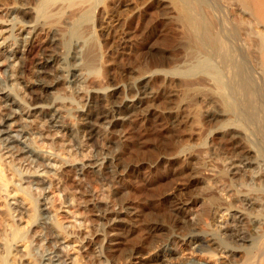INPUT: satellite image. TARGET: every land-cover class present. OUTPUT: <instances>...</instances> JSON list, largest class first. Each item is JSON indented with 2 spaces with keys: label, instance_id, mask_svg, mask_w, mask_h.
Returning <instances> with one entry per match:
<instances>
[{
  "label": "rangeland",
  "instance_id": "rangeland-1",
  "mask_svg": "<svg viewBox=\"0 0 264 264\" xmlns=\"http://www.w3.org/2000/svg\"><path fill=\"white\" fill-rule=\"evenodd\" d=\"M38 1L28 0L35 17L36 8L42 4ZM65 1L52 0L50 4L53 2L55 5L48 15L37 19V23L45 26L39 36L45 44L50 42L53 29H58L63 43L66 37H70L62 23L68 15L73 18L76 14L78 16L79 9L87 0H70L69 5L72 6L68 11L66 6L69 2L65 5ZM118 1L105 0V7L116 8L112 13L114 21L109 26L111 35L101 39L97 33L96 38L87 33L85 37L88 43L96 45V68L82 70L83 77H79L74 84L58 85L47 94H40L43 100L53 103L55 110L62 108L60 113L68 127L67 131H61L43 126L46 125L45 120L37 110L34 111L35 106L26 108L28 103L36 106L44 104L33 102L30 98L32 94L27 93L28 88L24 93L25 86L32 87L34 84L36 68L30 66L20 78L17 76L19 63L14 59L8 76L4 74L9 65L4 57L20 47L13 38L22 40L32 25L23 26L21 23V0H0V85L10 87L9 93L19 103L12 109L20 113L10 130L24 127L26 138L41 156L39 162L43 163L42 169L28 166L19 159L9 158L0 145V156L3 157L0 159V172L5 179V182L0 179V190H5L2 186L8 184V192L0 191V239L5 236L8 239L11 228L27 233V239L16 245L12 243L13 247L8 252L5 250L6 241L0 240L1 255L6 256L10 252V264H38L39 260L30 255L33 250L43 254L50 246L43 239L47 232L59 236L63 243L61 248L65 247L61 254L66 264H228L231 260L239 261V255L233 259L222 256L212 242L208 245L215 252L210 250L209 255L206 251H198L191 246L189 239L192 231L212 233L218 225L225 227L220 209L231 203L238 206L239 195L247 193V172L234 170L230 174L227 171L229 162L247 150V125L228 115L232 101L229 104V100L223 98L224 73L222 71L223 74L218 76L216 67L219 64L205 54L202 56L203 52L200 51V54L188 43L183 19L171 0ZM206 1L211 3L216 0ZM120 3L132 4L134 8H122ZM224 5L221 3L226 14L223 13V16L226 19L227 15L230 16L229 22L241 19L236 6ZM58 11L60 14L56 13ZM92 13L91 16H94L84 19L87 28H93L100 15L98 11ZM51 24H54L52 30L48 27H52ZM65 47L61 40L58 52H62L61 57L68 58L70 48ZM218 69L222 70L220 65ZM142 74L150 75V85L159 91L162 104L175 106L183 102L186 106L180 115L185 114L188 118L172 127L168 120L163 121L164 127L154 120L144 122L135 127L129 139L121 144L108 141L103 128H99L101 133L97 137V147L86 140L80 131L79 115L80 111L87 110L86 100L91 92L99 90L106 95L119 83L127 97ZM224 100L226 105L222 103ZM3 101L0 94V121L8 112V108H3ZM224 110L223 116L221 112ZM216 113L221 116L213 122L210 116ZM231 133H237L239 138L231 139ZM98 151L99 155L95 156ZM110 151L116 153L109 154ZM107 153L120 158V162L128 166L129 172L122 179L112 180L110 184L92 175L80 176L75 172L78 166L89 164L95 157L97 165L101 164ZM30 173L39 177H30ZM34 180L41 181L42 186L32 187L29 183ZM42 188L47 189L42 191ZM83 191H87L86 195L91 194L89 198L83 197ZM118 198L136 210L135 221L130 220V223L126 218L127 222L114 224V218L110 217L112 221L109 218L108 222L99 218L96 209L86 202V199H94V204L101 202L116 207ZM176 200L186 201L187 204L180 205L181 209L175 211L172 202ZM39 210H44L41 213L49 217L50 224L46 229L38 225ZM240 226L247 229V221ZM165 245H169L173 253L167 255V261L163 262L159 257L166 254Z\"/></svg>",
  "mask_w": 264,
  "mask_h": 264
},
{
  "label": "bare ground",
  "instance_id": "bare-ground-1",
  "mask_svg": "<svg viewBox=\"0 0 264 264\" xmlns=\"http://www.w3.org/2000/svg\"><path fill=\"white\" fill-rule=\"evenodd\" d=\"M43 1L44 0L38 1L42 2V4L40 3L41 5L38 7L36 5L37 16L35 17L36 14L33 12V7L29 6L28 0H21V4H19L21 7V23L23 26L27 24H31L32 26L30 31L27 32L26 37L22 40L13 38L15 41L14 43L16 44L18 42V46L20 45V47H18V50L8 52L10 54L4 57L5 61L9 62V65L4 70V74L8 76L9 69L12 67L11 63L14 62V59L19 63L17 76H20V78L30 66H34L36 68V79L32 87L24 85V93L27 92L25 88H28L29 92L27 93H29V95L32 94L30 97L32 101H41L44 104L36 106L35 104L28 103L26 108L35 106L34 111L37 110L43 121L45 120L46 125L43 124V126L46 128L67 131L68 126H66L60 113L62 108L55 110L53 103L48 99L43 100V95L41 96L40 94L41 92L47 94L51 89L56 88L58 85H65V83L74 84L79 77H83V74L81 77L80 73L82 70H86V68H91L92 70L93 66L96 68L98 58L96 45L93 42V44L89 42V45L85 37L88 33L90 37L92 36L93 38L94 35L96 38L95 33H97L99 38L101 37L102 39L110 34L111 29L109 26L110 23L114 21L112 13L116 8L111 7L110 9L108 5V7H105V0H87L83 4L84 6L82 9H79L80 11L78 16L76 14V18L69 17L68 15L62 23L66 32L68 29L70 34V37L68 36L69 38L66 37L68 40L66 39L63 43V36L60 37L58 29H53L54 24H51L52 27H48H50L51 30L53 29V32L51 31L53 35L50 42L45 44L39 40L40 33L45 26L44 24L37 23V19L44 15L47 16L54 3L52 2V4H50L52 0H47L48 2L44 3ZM67 1L69 2L70 0ZM67 1H65V5ZM171 1L178 9L181 18L183 19L188 43L194 49H197V51L199 50V53L200 51L201 53L203 52L202 56L205 54L207 58L212 59V62H217L220 65V69L222 70L218 69V64V67H215L218 70L217 75L219 76L224 73L226 79V82L224 83L225 96L223 98L229 100V104L230 100L232 101L230 104L231 111H229L226 106V109L229 111L228 115L235 116V118L247 125V150L244 151L245 153H243V155L241 154L239 157L237 155V159L229 162V167L227 168V171H229L230 174L234 170H241L243 173L247 172V193L244 192L239 195L238 206L235 205L236 203H231L229 206L227 204V207L220 209L223 212L220 218L224 217L225 227L218 225L215 232L212 233L201 234L192 231L189 235L191 246H194L198 251H206V253L209 254L211 253V246L208 245V242H212V246H215V250L220 252L222 256L226 255L227 258L233 259L236 255H239V261L231 260L228 264H264V0H216L211 3L206 0ZM117 3H119L118 0ZM221 3L224 7V4L227 6H236L235 9H237L239 15L242 16L241 19L229 22L228 18L230 16H226L228 20L223 16V13L225 14V12H223L224 9H222ZM67 4L69 5L70 2ZM120 5L122 8L126 9L134 8L132 4L120 3ZM67 6L66 8L68 9L66 11L70 9L72 4L68 7ZM139 6L141 5L139 4ZM64 8L65 6L63 9ZM232 8L233 7H231V9ZM59 11L56 13H59ZM93 11L94 14L98 11L100 15L94 27L92 28L89 25L91 28H87L85 27L84 19L94 16H91ZM225 11H227L226 8ZM50 14H52V12H50ZM63 16H65L64 12ZM231 20L232 19H230V21ZM87 21L88 20H86V22ZM54 28L56 27L54 26ZM65 34L64 36H66ZM61 40L62 45L65 44L67 48H70L68 49V58H64V56L61 57L62 52H58L61 48ZM20 48L22 49L20 50ZM35 68L33 69L35 70ZM215 71L216 70H214V72ZM77 73L80 74L78 75ZM149 76L147 74L140 75L136 82L135 89L130 88V90L133 89V92L127 97L124 95V89L119 83H116L106 95H104L102 91L93 90L90 98L86 100L87 104L85 106L87 107V110L84 112L80 111L79 115V117H81L79 124L80 131L83 134V137L88 141H92L94 146L96 145L97 147V137L100 129L103 128L106 136H108V141L111 140L115 144H121L129 139V136L133 133L135 127L144 122H152V120H154L159 124H163L164 120H168L172 127L177 126L183 122L182 120L188 118L185 114L180 115L181 111L183 112L186 106L183 102L175 106L162 104L160 102V93L158 90L151 87ZM221 79H219L220 82L222 81ZM129 86L131 87L132 83H130ZM9 88L10 87L7 85H0V94L4 98L3 108H8V112L0 121V145L5 151V154L9 155V158L19 159L28 166L42 169L43 163L39 162L41 156H39L38 152L31 147L32 144L29 143L30 139L26 138L27 131L24 130V127L17 131L10 130V127L14 123L13 121L17 119V116L20 115V113L12 109V107L17 106L19 103L18 99L9 93ZM19 99L23 98L20 97ZM225 100L222 102L223 104L225 103L224 105H226ZM225 111L226 110L221 112L223 116L225 115ZM221 114H212V116H210L212 118L211 120L214 122V120L220 117ZM31 116L34 115L31 114ZM161 127H164V124ZM231 134H233L231 139L239 138L237 133ZM24 138L26 140L22 141ZM111 153L116 152L110 151L109 154ZM109 154H105L104 161L101 164L97 165L98 160H95V157V159L91 160L89 164L78 166L75 172L80 176L85 174L92 175L94 178L102 179L110 184L112 180L116 182L118 179H122L125 174L129 172L127 171L128 166L122 164L120 158L111 157ZM98 155L99 151L96 152L95 156ZM1 157L2 156H0V159ZM100 165H103V167L98 168ZM29 176L39 177L37 174L31 173ZM222 176H224V174H222ZM0 179L5 182L4 176L1 172ZM26 183L29 182L27 181ZM29 184L32 187L42 186L41 181L35 180L30 181ZM3 185L4 187L2 186V188L5 190L1 189L0 191L8 192V184L5 183ZM17 186L18 185H16V187ZM19 187L20 189H23L21 186ZM79 187L82 186L79 184ZM46 189L47 188H42V191H46ZM86 192L83 191L81 194H83V197L89 198L91 194L88 193V195H86ZM93 200L94 199H86V202L90 203L92 207L96 209L95 212L98 213V217L104 220H108L112 217L114 219L112 221L110 218V221L114 224L124 223V221L127 222L125 220L126 218H128V221L131 223L130 220H133V218L137 216L136 210L127 202L121 201L122 199L119 200L118 198V207H113L112 204H101V202H96V204H94L95 200ZM172 203H174L173 206L175 211L181 209L179 208L180 205L184 206L187 204L186 201L182 202L181 200H176ZM43 211L44 210H39L38 225L43 229H46L47 225L50 224V220L47 215L41 213ZM245 221H247V229L240 226V223ZM10 231L11 234L10 236H7L9 237L8 239H6V236L2 238L6 241V252L13 247L12 243L16 245L18 242L27 239V233L19 228H11ZM110 233H106V235H111ZM208 238H210V240H207ZM43 239H45L50 246L46 247L43 254L33 250L30 257L36 261L39 260L38 264H66V261L61 254V251L63 253L65 247L61 248L63 243L59 239V236L54 234L51 235L46 232L43 235ZM50 240H52V242H50ZM115 245H118V243L114 244V246ZM163 249L166 250V254L160 256L159 259L166 262L167 255L173 253V250L170 249L169 245H165ZM215 250L212 249L211 251L215 252ZM9 253H7L6 256H3L0 252V264H10L8 260V257L10 256ZM216 255L217 254L215 253V256Z\"/></svg>",
  "mask_w": 264,
  "mask_h": 264
}]
</instances>
